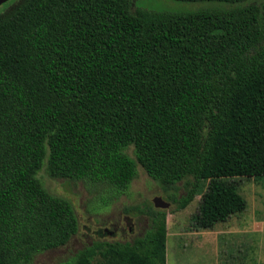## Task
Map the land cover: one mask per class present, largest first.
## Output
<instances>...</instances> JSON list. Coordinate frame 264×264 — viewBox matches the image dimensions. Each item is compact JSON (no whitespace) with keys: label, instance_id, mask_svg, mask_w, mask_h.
Masks as SVG:
<instances>
[{"label":"trees","instance_id":"1","mask_svg":"<svg viewBox=\"0 0 264 264\" xmlns=\"http://www.w3.org/2000/svg\"><path fill=\"white\" fill-rule=\"evenodd\" d=\"M180 1L228 7L0 9V264H30L79 229L71 202L38 178L43 167L116 197L142 168L173 211L202 180L264 175V0ZM143 206L125 209L148 218L141 236L94 240L62 264H167L166 208Z\"/></svg>","mask_w":264,"mask_h":264},{"label":"rangeland","instance_id":"2","mask_svg":"<svg viewBox=\"0 0 264 264\" xmlns=\"http://www.w3.org/2000/svg\"><path fill=\"white\" fill-rule=\"evenodd\" d=\"M134 1L133 9L157 12L228 7V4L211 1ZM37 176L50 193L71 202L79 229L67 244L37 254L30 264H62L97 239L131 241L144 233L149 220L136 210L126 213L125 209L151 205L155 196L165 200L158 183L142 168H138L137 176L118 197L111 195L104 183L92 186L79 180L52 178L44 167ZM197 192L184 209L173 211V204L165 209L167 264H264V231L252 228L254 221L264 219V175L202 180ZM104 193L109 195L106 203L100 202ZM227 219H230L227 224L236 229L248 225V233L229 236L221 235V231L216 237L213 255L214 238L197 236L193 230H209L213 223L218 229ZM100 259L96 256L92 264Z\"/></svg>","mask_w":264,"mask_h":264},{"label":"crops","instance_id":"3","mask_svg":"<svg viewBox=\"0 0 264 264\" xmlns=\"http://www.w3.org/2000/svg\"><path fill=\"white\" fill-rule=\"evenodd\" d=\"M230 219H227L225 221V224L222 225L221 227H219L218 229H216L214 226L215 224H213L211 226V229H198V230H193L194 231V234L197 235V236H200V237H204V238H210V236L212 238H214V241H213V255H215V246H216V237L219 236V234H221L220 232L223 231V233L221 235H229V236H232V235H236L238 234V232L240 233H244V234H247L248 233V225L246 226V224H244L243 227L239 228V229H236V228H233L231 227L232 225L231 224H227V222L229 221ZM254 228L257 232L258 231H261L263 232L264 231V219H260V220H256L254 221L253 223ZM253 230V229H252Z\"/></svg>","mask_w":264,"mask_h":264},{"label":"water","instance_id":"4","mask_svg":"<svg viewBox=\"0 0 264 264\" xmlns=\"http://www.w3.org/2000/svg\"><path fill=\"white\" fill-rule=\"evenodd\" d=\"M8 0H0V5ZM155 208L165 209L168 208L170 203L164 200L161 196H155L152 199Z\"/></svg>","mask_w":264,"mask_h":264}]
</instances>
